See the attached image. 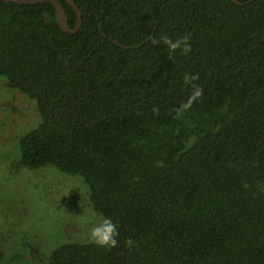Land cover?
<instances>
[{
    "label": "trees",
    "instance_id": "trees-1",
    "mask_svg": "<svg viewBox=\"0 0 264 264\" xmlns=\"http://www.w3.org/2000/svg\"><path fill=\"white\" fill-rule=\"evenodd\" d=\"M73 1L74 34L50 3L0 1V77L41 118L15 168L80 177L118 243L29 264H264V0Z\"/></svg>",
    "mask_w": 264,
    "mask_h": 264
},
{
    "label": "rangeland",
    "instance_id": "rangeland-1",
    "mask_svg": "<svg viewBox=\"0 0 264 264\" xmlns=\"http://www.w3.org/2000/svg\"><path fill=\"white\" fill-rule=\"evenodd\" d=\"M40 121L36 102L0 77V264H29L62 244L89 243L100 216L80 177L53 167L15 168L20 139Z\"/></svg>",
    "mask_w": 264,
    "mask_h": 264
},
{
    "label": "clouds",
    "instance_id": "clouds-1",
    "mask_svg": "<svg viewBox=\"0 0 264 264\" xmlns=\"http://www.w3.org/2000/svg\"><path fill=\"white\" fill-rule=\"evenodd\" d=\"M153 44H163L166 46L171 53H175L177 50L181 52V54H188L192 50V45L190 42V38L188 36H181L177 39H171L167 36L162 37L160 40H153ZM197 77L186 74L184 76V82L186 84H190L192 88V95L190 96L189 103L196 100L198 97L202 95V89L191 82L196 80ZM119 235V231L117 225L114 221L107 217L100 215L97 217L96 222L89 230L88 240L89 243L95 244L99 247H115L118 243L117 237ZM128 246L134 244V241L131 239L125 241Z\"/></svg>",
    "mask_w": 264,
    "mask_h": 264
},
{
    "label": "water",
    "instance_id": "water-1",
    "mask_svg": "<svg viewBox=\"0 0 264 264\" xmlns=\"http://www.w3.org/2000/svg\"><path fill=\"white\" fill-rule=\"evenodd\" d=\"M0 1L7 2V3L20 4V5H35L39 3H42V4L50 3L55 8L56 15H57V23L64 32L69 33V34H74V33H77L79 29L81 28L82 14H81L79 7L75 4L73 0H65L73 8L76 14V21H75V25L73 28L69 27L67 16L65 14V10L57 0H0ZM231 1L237 5L244 6L246 4L251 3L254 0H249L245 3H240L237 0H231ZM44 17H46V15ZM114 43L117 44L116 41H114Z\"/></svg>",
    "mask_w": 264,
    "mask_h": 264
}]
</instances>
